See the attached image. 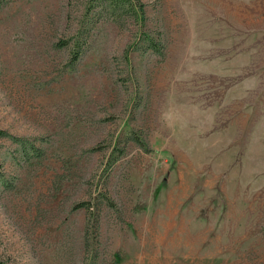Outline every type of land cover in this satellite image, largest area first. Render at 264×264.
Masks as SVG:
<instances>
[{
    "label": "rangeland",
    "instance_id": "rangeland-1",
    "mask_svg": "<svg viewBox=\"0 0 264 264\" xmlns=\"http://www.w3.org/2000/svg\"><path fill=\"white\" fill-rule=\"evenodd\" d=\"M130 1L0 0V258L264 264V0Z\"/></svg>",
    "mask_w": 264,
    "mask_h": 264
},
{
    "label": "trees",
    "instance_id": "trees-1",
    "mask_svg": "<svg viewBox=\"0 0 264 264\" xmlns=\"http://www.w3.org/2000/svg\"><path fill=\"white\" fill-rule=\"evenodd\" d=\"M105 1V0H104ZM107 2V6L109 8V13L110 16L112 17L113 20L117 21V16L119 15V11L120 10H125V12L128 11H133L132 13L137 12L136 9V5L137 4H132V2L130 0H106ZM139 9H141V5L140 3L138 4ZM151 44L150 46L154 49H157L155 47V43L151 40ZM74 58L77 57L78 55V50H76L74 53ZM5 132L0 130V134H4ZM33 150H35L36 148L34 146H31ZM81 206H85L86 210L88 211V213H91L90 208H89V204L86 202H80L77 203L75 205V207H81ZM95 217V216H92ZM0 264H8L6 261H4L3 259L0 258Z\"/></svg>",
    "mask_w": 264,
    "mask_h": 264
}]
</instances>
